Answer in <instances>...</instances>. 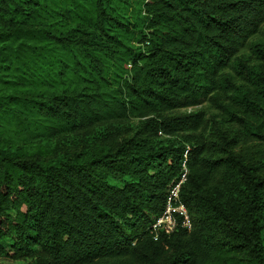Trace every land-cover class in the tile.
I'll use <instances>...</instances> for the list:
<instances>
[{"label": "trees", "instance_id": "trees-1", "mask_svg": "<svg viewBox=\"0 0 264 264\" xmlns=\"http://www.w3.org/2000/svg\"><path fill=\"white\" fill-rule=\"evenodd\" d=\"M263 24L264 0H0V257L264 264V167L235 152L264 141ZM205 100L221 121L167 115ZM183 161L192 227L155 235Z\"/></svg>", "mask_w": 264, "mask_h": 264}, {"label": "rangeland", "instance_id": "rangeland-1", "mask_svg": "<svg viewBox=\"0 0 264 264\" xmlns=\"http://www.w3.org/2000/svg\"><path fill=\"white\" fill-rule=\"evenodd\" d=\"M264 26V24H263ZM263 41V36L258 33L255 36H252L248 39L245 46L240 48V51L238 52V55H243L246 59L248 58L249 62H253V55L250 51V45L257 41ZM201 110L204 115V119L208 121L209 125H211L212 122L215 121H221L223 115L220 114V110L215 108L213 105L210 104L208 100L200 102V104L188 108H182L177 111L168 113L167 115H173V114H181V113H188V112H195ZM137 120L131 121V125L135 124ZM223 127H227V129L231 132H234L238 129L237 126L232 125L227 122H223ZM210 130L203 131V134L208 138ZM235 152L240 153L241 155L251 157L255 161H258L260 165H263L264 167V141H260L257 139H251L246 138L238 142ZM27 260H11L7 257L1 256L0 257V264H27Z\"/></svg>", "mask_w": 264, "mask_h": 264}, {"label": "built area", "instance_id": "built-area-1", "mask_svg": "<svg viewBox=\"0 0 264 264\" xmlns=\"http://www.w3.org/2000/svg\"><path fill=\"white\" fill-rule=\"evenodd\" d=\"M187 173L188 169L185 161H183L181 174L169 189L164 210L151 225L155 235H157L158 230H162L165 233L173 232L177 225L176 214L182 217L181 226L187 230L191 229L192 223L187 210L184 204L178 199L180 186L186 180Z\"/></svg>", "mask_w": 264, "mask_h": 264}]
</instances>
